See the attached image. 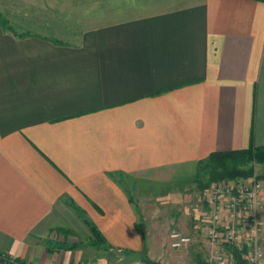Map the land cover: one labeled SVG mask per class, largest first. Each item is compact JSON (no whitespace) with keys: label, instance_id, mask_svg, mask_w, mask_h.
<instances>
[{"label":"crops","instance_id":"crops-1","mask_svg":"<svg viewBox=\"0 0 264 264\" xmlns=\"http://www.w3.org/2000/svg\"><path fill=\"white\" fill-rule=\"evenodd\" d=\"M168 3L74 42L0 24L1 253L138 264L125 253L187 202L170 183L264 146V0Z\"/></svg>","mask_w":264,"mask_h":264},{"label":"rangeland","instance_id":"rangeland-1","mask_svg":"<svg viewBox=\"0 0 264 264\" xmlns=\"http://www.w3.org/2000/svg\"><path fill=\"white\" fill-rule=\"evenodd\" d=\"M161 1L169 2L165 6H173L178 2V0H0V19L5 20L14 32L19 34H36L61 42H74L77 36L89 27L121 16L154 10ZM242 169L246 172L251 171L252 174L233 179L221 178L211 182L208 174L203 175L195 170L190 175L183 174L181 181L170 183L167 190L171 189V194L176 191L177 196L181 199L186 198L187 202L179 207V218L169 222L173 215L165 214L160 217L159 222L152 223L149 231L154 236L147 240V247L140 255L138 264H146L145 259L160 260L167 264H214L220 259L221 264H237L228 246L238 249L248 264H264V162L252 161L242 166ZM240 180L258 181L262 185L263 199L256 210V224L251 221L248 225L253 232L249 230L248 234L242 233L234 243L213 245L208 241L205 232L212 225L214 208L226 202L225 194L216 193L214 190L217 185L224 189V184L233 186ZM219 209L223 211L224 218L223 208ZM171 233H178L179 237H186L188 240L174 247L172 243L175 238L170 236ZM246 245H249V249ZM129 255L130 253L124 255L128 263L131 262ZM115 257L113 254L112 258ZM3 262L11 264L8 260Z\"/></svg>","mask_w":264,"mask_h":264},{"label":"built area","instance_id":"built-area-1","mask_svg":"<svg viewBox=\"0 0 264 264\" xmlns=\"http://www.w3.org/2000/svg\"><path fill=\"white\" fill-rule=\"evenodd\" d=\"M223 186H225L224 189L219 188L217 185L214 191L225 194L226 202L224 201L222 206L214 208L212 225L205 232L208 241L213 245L234 243L237 242L242 233L248 234L249 230L253 232V229H250L248 225L251 221L254 222V225L256 224V210L262 204L263 199L262 185L258 181L249 182L240 180L233 186H228L227 184ZM220 207L224 210V218L222 217L223 211L219 209ZM224 222L225 224L223 225ZM170 236L175 238V241L172 243L174 247H178L188 240L186 237H179L178 233H171ZM246 247L248 248L249 245H246ZM242 256L247 262L244 255ZM2 259H4L3 261H10L9 263L11 264H28L19 262L11 255L0 252V260ZM214 264H221L220 259L219 261L217 259Z\"/></svg>","mask_w":264,"mask_h":264},{"label":"trees","instance_id":"trees-1","mask_svg":"<svg viewBox=\"0 0 264 264\" xmlns=\"http://www.w3.org/2000/svg\"><path fill=\"white\" fill-rule=\"evenodd\" d=\"M0 24L6 30L14 32L12 27L5 21L0 19ZM252 161L264 162V146H248L244 149H235L225 152H213L209 154L205 159L199 161L196 169L197 173L208 174L209 181H215L217 179L226 178L233 179L237 176L251 175V171H244L242 166H246ZM201 183V182H200ZM87 223V221L85 220ZM137 228L145 238L144 224L139 221L136 224ZM90 229L93 235V240L100 239L97 229L90 225ZM71 247H74L73 245ZM237 264H247L243 258V254L233 246H228ZM244 252V249H243ZM19 262H22L16 259Z\"/></svg>","mask_w":264,"mask_h":264},{"label":"water","instance_id":"water-1","mask_svg":"<svg viewBox=\"0 0 264 264\" xmlns=\"http://www.w3.org/2000/svg\"><path fill=\"white\" fill-rule=\"evenodd\" d=\"M129 256L131 259L136 260V261H138L140 259V254H138V253H130ZM144 262L146 264H167V263L162 262L160 260H151V259H145Z\"/></svg>","mask_w":264,"mask_h":264}]
</instances>
